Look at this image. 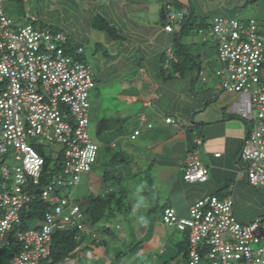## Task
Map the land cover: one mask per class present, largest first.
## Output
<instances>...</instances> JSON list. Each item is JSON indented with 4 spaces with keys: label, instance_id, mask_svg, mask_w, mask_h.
<instances>
[{
    "label": "built area",
    "instance_id": "1",
    "mask_svg": "<svg viewBox=\"0 0 264 264\" xmlns=\"http://www.w3.org/2000/svg\"><path fill=\"white\" fill-rule=\"evenodd\" d=\"M9 1L0 0V251L9 248L12 232L21 249L10 264H53L56 232L76 230L99 241L98 233L86 225L82 202L72 194L81 175L91 172L99 152L88 133V93L95 86V75L76 59L82 48L74 55L66 53L61 44L67 38L61 31L36 27L30 14L24 20L31 24L14 29V21L2 9ZM165 10L164 30L172 32L188 11L175 12L170 5ZM209 30L219 64L213 74L220 90L238 96L233 115L250 124L239 154L241 168L250 187H264V33L254 19L227 16L212 17ZM167 57L174 60L170 53ZM199 76L206 80L203 73ZM138 135L135 131L131 139ZM28 139L34 140L33 147ZM53 146H60L58 156L52 169L48 165L45 170L42 151H52ZM182 179L188 184L207 182L208 169L196 151L187 155ZM37 199L49 210L30 222L40 223L36 229L21 228L28 205ZM162 222L187 235L186 264H264V224L239 223L231 195L197 200L186 217L165 208ZM77 253L93 257L91 251ZM68 260L57 264H74Z\"/></svg>",
    "mask_w": 264,
    "mask_h": 264
},
{
    "label": "rangeland",
    "instance_id": "2",
    "mask_svg": "<svg viewBox=\"0 0 264 264\" xmlns=\"http://www.w3.org/2000/svg\"><path fill=\"white\" fill-rule=\"evenodd\" d=\"M82 1L83 2H81L80 0H32L27 3L23 2L20 5L9 1L3 4L2 9L3 12L14 21V29L31 24L29 20H24V16H26V14H30L34 16L38 21L36 23V27H49L51 29L64 33L68 41H66V43L64 44H61V46L65 49V51L69 47H71L73 51H75L78 45H81L83 53L79 56H76V59L88 65L96 75L97 71H101L104 68V66L101 65V54L110 51L106 43L102 42L97 45L100 49L99 52L95 53L93 51V47L96 44V40L94 37L93 39L90 36L85 38L84 40L79 39V35H81V33L79 32V30H77L79 35H77L76 33L77 27L80 26L78 16L79 14L84 15L86 13L84 11H86L87 9H93L91 6L85 4L88 0ZM189 1L190 5L192 6L193 10L196 11V13L197 11L202 12L200 14L202 17L195 21V19H193L190 14L185 18V21L189 22V24H192L194 22L193 27L188 32L189 38L186 34H184V36L181 38V41L183 42H181V44L186 46L185 54L187 59L183 60L185 62H182L186 68L184 73L185 75L183 76V78H172V83L168 82L165 86L158 84H155L153 86V88L156 89L154 94L158 96L156 103H154V109L148 108L145 112H141L146 117L147 122L151 123L153 129L152 131L150 129H145V126H140L139 118L137 119L136 117L122 123V126L120 127L121 134L123 135L122 140L126 141L121 142V144H123V150L121 151V154H119V149L114 150L109 148V137H107L105 133L100 131V125H96L94 131L92 132L89 129L88 133L90 139L94 143L101 146L97 154V161L92 166L91 172L82 174L80 183L74 189H72L73 191L71 190L72 194H74V196L80 202L86 200L88 196L93 195V192L90 190L91 178L93 179L92 183L94 182V184L97 185V187L93 190L101 189L100 191H95V194L98 192H108V187L110 186L112 189L124 190L126 196L124 201L125 203H128L127 205L130 206V203H137L139 205L142 202L141 193L143 191L141 190V187H139V180L133 179L129 175V172L133 169L132 167L135 164L139 165V167L137 166V169L143 171L145 162H142V158L140 157H138L137 159L134 158L133 154L137 153L139 156H141V151L150 152L148 149L153 141L148 137L147 133L163 129L164 127L166 130H170V127L173 128L174 126L180 127L182 130L177 131V135L180 137L177 139L174 138L175 140L171 139L172 141H169V143L172 142L171 147L170 144H168V148L172 154L180 155L179 148L181 145V141L183 143L185 142L183 137L184 134L189 137V142L194 135H197V131L194 129L190 133L185 132L186 130H188L189 124L192 121V118H190L193 114L192 112L196 113L197 111H199V109L202 108V105L208 103L207 99L209 94L214 95V99L219 103V105H227L229 112H232V103L238 101L237 95L220 90V81L216 79L213 74L217 70L219 64L217 57V44L214 41L213 36L209 30V26L211 24L210 17L227 16L233 17L234 19L239 21L254 19L258 23V29L262 33H264V0ZM182 2L184 3L183 5L189 7L188 0H182ZM153 11L155 12L156 9L154 8ZM132 19L134 18L126 17L129 25H133L134 27H136L137 25L144 26L142 24L144 22L141 21L142 23L138 24L137 20ZM103 20H105V18ZM94 21L96 22L97 19L95 18ZM153 21L156 22L155 25L152 26H154L158 30L163 27L162 22H159L157 18ZM199 29L202 30L200 34L197 32ZM114 30L118 35L116 36V38H120V32L117 29ZM68 31H70L71 34H69ZM173 37L174 35L172 34H158L153 38L154 42L150 44V46L143 47V45H138L136 51L131 55L126 54V56H122L125 57L123 61L120 62L117 60L115 62L116 64H114V66L112 67H118L115 69V71L118 70L116 75L119 74V76L115 79H112L113 77H109V79L105 80L97 78L94 88L89 91V112L94 109L93 105L95 103L101 104L99 100L100 98H108L105 97L104 92H112L114 87H118L115 86L118 83H120V86L127 89L128 95L133 96L134 94H138L135 89L137 88V86H132L129 83L130 80H132L131 77L138 74L137 70H145L144 72H147V76H145L147 78H144L143 80L147 79L151 82L157 81L153 76L154 69L148 67L145 68V65L142 62L140 64V68L136 65L138 63V58L145 55V53H143V49L141 48H145V50L148 51V54H151V52L155 51L158 47L161 48L162 45L171 44L173 50L175 51V40L172 41ZM175 37L177 36L175 35ZM136 38L137 37L129 38L128 36L122 37V39L127 42L125 44L126 47H129V42L135 41ZM203 38H205V40H203ZM197 49L202 50V54L197 55ZM70 55L74 54L71 53ZM112 57L114 59H117L115 56ZM152 58H154V64L159 66L158 58L156 59V57L154 56ZM112 60L113 59L110 58V61ZM110 72H108V74ZM198 72H200L201 74L203 73L204 78L206 79L205 81H202L200 76H198L199 78L196 79ZM169 75H172L173 77L172 69L163 71V76H166V78H168ZM106 102L108 101L105 100L102 103L103 108L100 105V112L101 110L105 111L107 109ZM155 111H158L159 114ZM186 112H188L187 115ZM181 115H184V119ZM166 117H169L172 120L171 126H167L164 124ZM91 119L92 118H90V121ZM247 125L250 126V124ZM135 129H138V131L140 132V136L136 138L135 142H130L126 139V136L128 137V134L133 132V130ZM119 140H121V138ZM26 143L31 147L34 146L33 139L26 140ZM158 147L160 150V143ZM59 149L60 146H53L52 151H42V156L44 157V159H50V168L53 167V164L56 161ZM115 154H117L115 160L117 161L116 166L114 165L115 162H110ZM1 160L2 158H0V161ZM120 160H122L123 162H119ZM146 167L148 168V164L146 165ZM156 170L157 167H154L149 171L147 169L146 173L142 174V176L140 177L142 179L146 178V184L148 187L149 179L155 178V175L157 174H155ZM239 170H241L240 167ZM107 173H113L116 179H113L112 175H110L112 179H109V182L105 183V181H103V176H105ZM242 174L244 175L245 173L243 172ZM248 188H250L252 192L244 194L243 201L245 205V212L242 214V217L244 219L250 218V223L257 220L260 223L264 224V187L253 188L249 186ZM71 191L64 190L65 193H69ZM142 207L147 208V205H139L138 210L140 212L144 211ZM162 211V204L155 203L152 213L148 215V222H146L147 224L143 223L139 226L138 229H136V231L134 230V226L132 225V218L129 213H122L121 215L116 216L115 220L109 221V233H106L107 228L105 227V224L108 222H106L105 220H101L94 226V228H90L89 222L86 221L87 227L95 232H98L99 239L103 241L101 242V244L105 246V249L107 250L106 258L90 259L85 254L79 256V254L77 253L70 260L74 261V264H186V262L182 259V254L187 251V235L166 226L162 222ZM38 225H40L39 222L31 224L25 229H36ZM116 226H118L119 228H116ZM140 232H142L143 236H145L144 240L141 241L138 240L140 239ZM104 234H110L112 236L111 240L105 241L104 239L107 236H104ZM85 235L86 237L84 242H86L87 244H91V236L86 233ZM145 241H150L151 247L155 245L156 249H153L149 255L140 256L137 250L141 247L144 248ZM161 249H163L164 254L158 253V251ZM0 264H8V258L4 251H0Z\"/></svg>",
    "mask_w": 264,
    "mask_h": 264
},
{
    "label": "crops",
    "instance_id": "3",
    "mask_svg": "<svg viewBox=\"0 0 264 264\" xmlns=\"http://www.w3.org/2000/svg\"><path fill=\"white\" fill-rule=\"evenodd\" d=\"M80 1L83 2L82 0ZM172 1L173 0H88L85 3L93 9H87L84 11L86 12L84 15L79 14L78 16L80 26L77 27L76 33L79 35L77 30L81 33L79 39L84 40L89 36L93 39L94 37L96 44L93 47V51L95 53L99 52L100 49L97 45L102 42L106 43L110 51L101 54V65H103L104 68L101 71H97V76L94 74L95 82L97 78L105 80L109 79V77H113L112 79L118 77L119 74L116 75L118 70L115 71L118 67H112L116 64L115 62L117 60L120 62L123 61L125 57L122 56H126V54L131 55L136 51L138 45H143V47L150 46V44L154 42L153 38L156 35L172 34L174 35L172 41L175 40V35L178 33L175 30L172 32L164 30V26L168 23L163 19L161 11L165 4L168 2L171 3ZM175 1L178 4H181L180 8L183 7L182 9H186L187 11L190 10L187 15L191 14L195 21L202 17L200 15L202 12L197 11L196 13L190 5L189 0L188 3L190 8L183 5L184 3L182 0H179L181 3L178 0ZM171 6L173 11L179 12V7H176L173 4ZM152 7L156 9L155 12ZM97 17H100L101 19L105 18L104 21L106 24L113 29H117L120 32L121 37L116 38V36H118L116 31L115 33H112L95 28L94 19ZM126 17L134 18L132 20H137L138 24L144 22L142 23L144 26L140 25V27L137 25L134 27L133 25H129ZM156 18L163 24V27L160 28V30L152 26L155 25L156 21L153 20ZM188 32V29L187 31H181L179 40L181 41L184 34L189 38ZM68 33L71 34L70 31H68ZM127 36L129 38L137 37L135 41L129 42V47H126L125 44L127 42L122 39V37ZM78 47L81 48V45H78ZM69 49H71V51L73 50L71 47H69ZM141 49H143L145 55L138 58V63L136 65L140 68L142 62L145 65V68L148 67L154 69L153 76L157 81L151 82L147 79L143 80L144 78H147L145 77L147 76V72H144L145 70H137L138 74L132 76V80H130L129 83L132 86H137L135 89L138 94L130 96L127 94L126 88L120 86V83H115L116 85H114L118 87H114L112 92H104L105 97L108 98H100L99 100L101 104L95 103L96 105H93L94 109L89 112L90 131H94L96 125H100V131L109 137V148L114 150L119 149L120 153L123 150V144H121V142L126 141L122 140L123 135L121 134L120 129L122 123L136 117L137 119L139 118L140 126H145V129H148L146 126L151 125V123L147 122L146 117L141 112H145L148 108L154 109V103H156L158 96L154 94L156 89H154L153 86L155 84L165 86L168 82L172 83V78H183L185 75V72L183 73L181 71V73L174 72L173 77L172 75H169L168 78L163 76V71L172 69L171 61L175 62L177 60L171 44L162 45L161 48L158 47L155 51L151 52L152 55L148 54V51H146L145 48ZM196 52L197 55L202 54V50L197 49ZM167 53H170L174 60H168ZM112 56H115L117 59H114ZM153 56L156 57V59L158 58L159 66L154 64ZM110 58L113 60L110 61ZM108 72L110 73L108 74ZM199 73L200 72L197 73L196 79L199 78ZM261 81L262 83L264 82V66L261 73ZM105 100L108 101L106 102L107 109L105 111L101 110L100 112L99 107L101 105L103 108L102 103ZM207 100L208 103L202 105V108L199 109V111L196 113L192 112L193 114L190 117L192 118V121L189 124L188 130L185 132L190 133L194 129L197 131V135H194L189 142V137L184 134L183 137L185 142L183 143L181 141L179 148L180 155L172 154L168 148V144H170V147L172 145V142L169 143L171 139L175 140L180 137L177 135V131L182 129L178 126H174L173 128L170 127V130H166L164 127L163 129L155 130L154 132H148V137L153 141L148 149L150 152L141 151V156L137 153L133 154L134 158L137 159L140 157L142 158L141 161L146 163H144L143 171L137 169V166L139 167V165L135 164L132 167L133 169L129 172V175L133 179L139 180V187H141V190L143 191L141 193L142 202L139 205H147V208L142 207L144 209L143 212L138 210L139 206L137 207V203L132 202L133 204L130 203V206H128L130 207L128 213L132 218V225L134 226L135 231L140 225L148 222V215L152 213L155 203H161L163 210L165 208H171L175 211L177 216L185 217L192 204L207 196L225 198L228 195H231L233 197V212L236 220L241 224L250 223V218L244 219L242 214L245 212L243 201L244 194L251 193L252 191L248 188L249 185L247 184L246 176L245 174H242V164L239 162V154L249 126L233 115L232 112H229L227 105H219V103L215 101L214 95L209 94ZM155 112L158 113V111ZM187 114L188 112H186V115ZM181 116H183L182 118L184 119V115ZM90 118H92L91 121ZM141 119H143L144 123H141ZM167 120H170V123H167ZM164 124L171 126L172 120L169 117H166ZM150 130H153L152 125ZM135 131H138V129L133 130V132L128 134V137L126 136L128 141L135 142L136 138L140 136L139 132V135L136 136L134 140L131 139V135H133ZM120 138L121 140H119ZM197 141L199 143H197ZM159 143L161 144L160 150L158 147ZM98 146L100 150L101 145ZM195 151L197 152L198 157L200 155L199 160L202 165L208 169V180L205 183L188 184L183 181L182 176L186 166L187 155ZM215 154H219V156L215 157ZM147 164L148 168L146 167ZM154 167H157V170L155 171V174H157L155 175V178L149 179L148 187L146 184V178L142 179L140 177L142 174L146 173L147 169L149 171ZM239 167L241 170H239ZM92 180L93 179L90 178V190L93 192V195H95V191H100L101 189L93 190L97 185H95L94 182L92 183ZM108 188H110V186ZM84 201L85 200H83V202ZM104 236H107L104 239L105 241L111 240V235L106 234ZM139 237V241L144 240L145 238L142 232H140ZM89 246L90 247H88L86 251L92 252L93 257L90 259L106 258L107 250L105 249V246L95 247L93 243L89 244ZM153 249H156V246L153 245L151 247L150 241H145L144 248L141 247L138 249V254L140 256L149 255ZM158 253L164 254L163 249L159 250Z\"/></svg>",
    "mask_w": 264,
    "mask_h": 264
},
{
    "label": "trees",
    "instance_id": "4",
    "mask_svg": "<svg viewBox=\"0 0 264 264\" xmlns=\"http://www.w3.org/2000/svg\"><path fill=\"white\" fill-rule=\"evenodd\" d=\"M10 1L14 2L15 4H19V5L23 3L22 0H10ZM172 4L179 8L181 5V4H178L175 0H173L171 3L168 2L167 4H165L161 10L162 17L167 23L168 21L166 19L165 8L167 5L171 6ZM182 8H180L179 12L183 10ZM188 11L190 12V10ZM187 14L183 17L181 21L175 23L176 24L175 31H177L178 34H176L177 37L175 38V41H174L175 42L174 46L176 48L174 51V54L177 60L175 62L171 61L173 73L174 72L181 73V71L184 73L186 70L185 65H183L182 63V62H185L183 60L187 59L186 54H185L186 48L183 44H181V41L179 40V35L181 31H187V29L190 30L194 25L193 23L189 24V22L185 21V18L188 16ZM96 19L97 21L95 22V28L99 30L115 33V30L112 27H110L108 24H106V22L102 20L100 17H97ZM209 29H210V26H209ZM199 31L202 32L201 29H199L197 32L199 33ZM73 52L74 51L73 50L71 51V49L69 48L66 50V53H69V54ZM116 155L117 154H115V156L110 160V162H113V163L115 162L114 164L115 166L117 162L115 161L117 157ZM49 162H50V159L45 160V166H44L45 170L48 168ZM119 162H123V161L120 160ZM110 175H112L113 179H116L113 173L112 174L107 173L105 176H103V181H105V183L109 182V179H112ZM108 190L109 191L105 193L98 192L95 195H91L84 202L81 203V209L86 216V221L89 222L90 228H94V226L98 224L101 220H105L106 222L109 223V221L115 220L116 216L121 215L122 213L129 212L130 207H128L129 206L127 205L128 203H125L124 201L126 197L124 190H116V189H112L111 187L108 188ZM48 210H49L48 204H45L40 199H37L31 202L27 207V216L24 215L22 218L23 223H22L21 228H27L31 224L30 223L31 221L40 220L43 214ZM0 215H2L1 211H0ZM109 232H110V228L106 229V233H109ZM95 233H98V232H95ZM8 237L11 243H10L9 248L6 249L4 253H6V256L8 258V264H10V260L17 253H19L21 246L18 243V241L12 237V232H10V235ZM85 237H86L85 234H79L76 230L56 232L53 235L52 247H51V259H52L53 264L62 263L66 261L67 259H72L73 256L77 254V251H86L88 247L92 246V245L89 246V244L84 242ZM101 242L103 241L99 240L96 242L94 239H91V243H93L95 247L103 246ZM187 249H188V244H187ZM186 253L187 251L184 254H182L183 256L182 259L184 261L186 259V255H187Z\"/></svg>",
    "mask_w": 264,
    "mask_h": 264
},
{
    "label": "clouds",
    "instance_id": "5",
    "mask_svg": "<svg viewBox=\"0 0 264 264\" xmlns=\"http://www.w3.org/2000/svg\"><path fill=\"white\" fill-rule=\"evenodd\" d=\"M139 205H137V207H138Z\"/></svg>",
    "mask_w": 264,
    "mask_h": 264
}]
</instances>
